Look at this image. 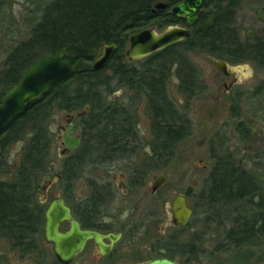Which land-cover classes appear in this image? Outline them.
I'll return each mask as SVG.
<instances>
[{
	"label": "trees",
	"instance_id": "1",
	"mask_svg": "<svg viewBox=\"0 0 264 264\" xmlns=\"http://www.w3.org/2000/svg\"><path fill=\"white\" fill-rule=\"evenodd\" d=\"M5 1L0 0V13ZM159 1L168 6L155 10ZM182 1L52 0L43 8L30 35L8 50L0 68V101L46 53L65 51L74 69L69 78L51 84L47 93L0 132V206L6 216V228L17 226L22 241L35 233L38 226L42 230L44 225L45 206L36 210L35 200L32 201L35 195L33 176L52 173V166L47 165L50 151L47 121L54 108L74 112L90 106L85 114L76 118V124L82 125L85 147L81 145L77 149L71 163L74 166H82L81 156L86 152L102 151L114 158L124 149L120 144L133 142L130 138L135 133L131 130L133 119L129 110L119 98L108 102L95 88L94 79L113 77L120 86L143 96L152 119L155 141L163 140L167 145V165L176 144L191 134L190 119L167 96L169 78L176 75L180 91L187 97L200 94L203 89L190 52L206 53L231 63L248 61L264 66V30L247 39H242L239 32L236 11L244 0H203L189 38L139 62L130 61L125 53L130 34L149 26L164 29L185 23V19L170 11ZM111 43L117 44V48L107 65L93 70L92 63L102 45ZM107 68L112 70L111 76L104 75ZM21 140L26 141L22 159L18 168L11 172L4 153L12 142ZM155 153L159 159V148ZM70 169L66 164L63 180ZM4 175H12V178L5 180ZM193 197L196 198L192 204L193 215L198 207L206 206L205 221L209 222H213L214 214L221 216L235 202H243L252 209L226 232L227 239L235 246L244 247L264 234V190L253 173L231 158H216L204 177L202 188ZM192 225L193 219L186 226ZM186 240L180 252L168 250L164 256L179 261L184 253L195 251L202 235L190 232Z\"/></svg>",
	"mask_w": 264,
	"mask_h": 264
},
{
	"label": "rangeland",
	"instance_id": "2",
	"mask_svg": "<svg viewBox=\"0 0 264 264\" xmlns=\"http://www.w3.org/2000/svg\"><path fill=\"white\" fill-rule=\"evenodd\" d=\"M51 1H5L0 13V68L8 50L30 35L31 28L39 20L43 8ZM236 17L242 39L252 37L254 34H262L264 30V0L242 1L236 11ZM190 57L198 68L197 71L202 80V92L190 97L183 95L175 74L169 78L166 91L176 108L190 119L191 134L176 144L169 163L157 171L158 174H167V180L161 187V192L165 196V212L163 213L158 208L160 221L156 222L150 231L146 226L149 224L148 221L144 224L145 226L139 224V227L134 230V239L147 238L150 244L148 257L154 258L157 255L166 254L168 250L175 253L180 252L182 248L184 249L182 244L187 241L190 232H193L202 235V240L193 253L186 252L182 257L180 256L181 258L179 257V261L177 260L179 264H264V234L256 240L253 239L252 242H247L248 244L244 247L235 246L226 237L227 230L236 223V220L245 218L252 210L249 206H244L243 202L233 203L221 216L214 214L213 222L205 221L207 207L201 206L196 209L191 218L193 227H188L186 224L183 226L185 228H174L170 225V201L172 198L178 193H186L190 203L194 204L196 198L193 196L198 194L202 188L204 177L218 156L229 157L237 164L244 166L256 176L264 190V66L248 61L239 63L226 61L231 70V76H229L215 64L216 60H221L219 58L197 51L190 52ZM111 74L110 68L104 72V75L111 76ZM233 79L235 82L230 88L225 86V84L229 85ZM93 82L96 85L95 88L107 97L108 102L120 99L121 104L129 110L132 119L137 121L140 136L146 137L152 119L146 112V101L143 96L120 86L119 81L113 77L104 79L101 76L94 79ZM89 108L90 106L85 105L80 110L68 112L56 107L47 121L50 138L47 165L50 168L52 166V173L34 174L33 176L35 193L38 192L37 196L35 194L32 199V201L35 200L36 207L40 205L37 202L41 194L39 186L43 188L48 180L57 177V174H62L66 163L71 168L66 176L74 179L71 191L79 195L85 186L95 183V180L97 182L110 180L109 182H115L117 187L116 181L118 183L125 180L121 174L123 170L120 168H125L131 159L133 163L138 164L146 160L148 155L143 149L135 151L137 153L132 158L127 156L109 158L107 153L95 151L89 154L86 152L85 162L82 163V166L72 165L79 147L70 155L62 154L65 146L62 142L64 130H61L60 125L63 124L64 127H67L69 124L68 115L86 113ZM146 127L148 130L145 129ZM76 133H81L83 139L82 125L74 128L73 135ZM25 143V140L12 142L5 150L4 155L8 159V166H10L9 171L13 172L18 168ZM81 145L85 147L84 144ZM105 161L108 163L104 165ZM125 172L126 177H132L128 176L130 174L128 171ZM4 176L5 180L12 178V175ZM63 182H56L52 186L45 205L53 196L64 190L65 183ZM152 182L153 179L150 176L145 182V186L139 190L129 184L130 193L128 192L127 198L132 197L134 200L139 192L149 190ZM118 189L121 190L119 187ZM188 193L191 195L189 196ZM122 204V200H118L116 197L109 208L119 211ZM163 208L161 206V210ZM139 218L140 216L135 217V223L140 222ZM7 239L9 240V238ZM7 239L0 238V252L7 256L8 264L34 262L32 258L21 259L20 256H17L16 249L11 248ZM38 239V247L33 252V257L41 262H48L49 258L53 260L54 252L51 246L46 243L43 237Z\"/></svg>",
	"mask_w": 264,
	"mask_h": 264
},
{
	"label": "flooded vegetation",
	"instance_id": "3",
	"mask_svg": "<svg viewBox=\"0 0 264 264\" xmlns=\"http://www.w3.org/2000/svg\"><path fill=\"white\" fill-rule=\"evenodd\" d=\"M199 8L197 9L196 14L198 13ZM179 18L185 19V23L175 25L187 27V18ZM192 26H190V29H192ZM224 73L231 76L230 68H228ZM233 80L229 83V85L225 84V86H228V88H230V86L233 85V82H235V80ZM146 112L148 114L147 107ZM78 116L81 115H68V126L64 127L63 124L60 125L61 130H64L62 132V142L65 145L62 151L63 155H70L72 151L80 147V145L82 144V134L76 133L75 135H73L74 128L78 127V125L76 124V118ZM131 123L133 124L131 130L133 133H135V135H133L134 137H132V139L130 138V140H133V142L131 141L126 144L119 143L124 149L123 151L118 152V155H116V157L127 156L128 158H132L133 155L137 153L135 151H137L138 149L145 150L148 156L146 160L141 162V164L133 163L131 159L129 160L130 163H127L125 168H120V170H123V173L121 174L125 177V180L118 183L116 181L117 187L115 186V182H109L110 180H108V182H97L95 180V183H90L87 187L85 186L84 190L79 195H76L74 191H71L72 182L74 179H70L67 175L66 178L63 180L64 177L62 176V174H57V177L55 176L51 180H48L47 184H45L43 188H40L39 186L41 194L37 202L38 204L40 203L39 207L45 206L43 215V228L41 230V227L38 226L35 233L29 234V237L25 238L24 241H22V235L20 229H18L17 226L6 228V216L5 213L2 212V208L0 206V238H9V240L7 239L6 241L10 244L11 248L14 247L16 249L15 252L18 253L17 256H20L21 259L32 258L34 260V262L23 264H145L147 261L154 258L167 257L164 256V254L157 255L154 258H149L148 256L150 255V244L148 242V239H134V230L135 228L139 227V224L144 225L146 224V221H148L149 224L146 226H148L147 228L150 231V228L155 226L156 222L160 221V219H158L161 218L158 214V208L163 213L165 212V196L161 192V187L167 180V174H158L157 171H159L166 165L165 148L167 147V145L163 140L160 143H157L155 141L152 121L149 128V132H146V137L140 136L137 121L132 120ZM145 129L148 130L147 127ZM66 131H70V135H72L73 137H78L81 139V142L77 147L70 149L68 145L64 142L63 135ZM158 148L159 159L155 157V151ZM81 158L82 163H84L86 155L83 154ZM107 163L108 161H105L104 165ZM125 171H128L130 173L128 176L132 177H126ZM150 176L152 177L153 182L151 183L149 190H142L138 193L137 198H135L134 200L132 199V197L127 198L128 192L130 193V185L135 186L134 188H137L139 190L141 187L145 186V182ZM1 179L2 177H0V180ZM127 180H129V182H127ZM59 181H64V190L53 196V198L48 202V204L45 205L48 200L49 192L52 186ZM158 181L159 183H157ZM118 187L121 188V190H119ZM35 194L37 196L38 192ZM59 197L64 200V203L68 207H70L71 214L79 221L81 229L97 231L100 234L104 235L103 247L95 238H89L88 240H86L84 247L76 254V256L70 262H63L59 259L53 249L52 244L48 243L44 236L45 211L49 203L53 199ZM116 197L118 200H122L123 202L122 207L119 211H114L109 208V205ZM161 206L164 207L163 210H161ZM39 207H37L36 210H38ZM137 216H140V218L138 219L140 221L139 223H135L134 221L135 217ZM170 225L174 228L183 227L176 226L173 223L172 212ZM70 227L71 221L65 220L61 223L60 230L68 231ZM7 230H9V232ZM42 237L46 241V243L51 246L52 251L54 252L53 260L49 258L48 262H41L40 260H37L33 257V252H35L38 247V238ZM146 257H148L147 260H145ZM142 261L145 262L143 263ZM0 264H8L7 256L3 255L2 252H0Z\"/></svg>",
	"mask_w": 264,
	"mask_h": 264
},
{
	"label": "water",
	"instance_id": "4",
	"mask_svg": "<svg viewBox=\"0 0 264 264\" xmlns=\"http://www.w3.org/2000/svg\"><path fill=\"white\" fill-rule=\"evenodd\" d=\"M202 2L203 0H183L171 8V12L175 16L187 18V27L171 25L158 30L157 26H149L130 34L125 52L127 58L130 61L140 60L171 44L189 38L192 33L190 26L197 21L196 11L201 7ZM167 6L166 2L159 1L155 4V10ZM116 48L117 44L115 43L103 44L99 55L92 64V69H103ZM215 64L224 72L230 68L223 59L216 60ZM73 72V65L66 57L65 51L42 55L0 101V132L35 104L43 94L47 93L51 84L69 78ZM82 114L85 112L77 115ZM63 138L70 149L77 147L81 142L80 138L70 135V131H66ZM170 209L173 223L176 226H185L192 218L193 208L186 193L176 194L170 203ZM65 220L71 221V227L68 231H61L60 225ZM44 236L63 262H70L89 238H95L102 247L104 246V235L97 231L81 229L79 221L71 214L70 207L60 197L53 199L45 211ZM145 264H179V262L170 257H158Z\"/></svg>",
	"mask_w": 264,
	"mask_h": 264
}]
</instances>
